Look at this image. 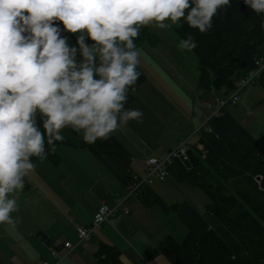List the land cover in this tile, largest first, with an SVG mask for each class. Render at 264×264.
Instances as JSON below:
<instances>
[{
  "label": "clouds",
  "instance_id": "clouds-1",
  "mask_svg": "<svg viewBox=\"0 0 264 264\" xmlns=\"http://www.w3.org/2000/svg\"><path fill=\"white\" fill-rule=\"evenodd\" d=\"M232 4L0 0V224L14 222L18 205L12 194L25 188L35 169L31 158L44 160L54 153L64 129L71 128L92 145L129 121L142 120L141 110L126 108L129 90L141 77L134 41L142 27L167 29L182 22L207 33L219 12ZM244 4L262 18L264 27V0ZM65 32L76 34L74 44ZM178 47L191 51L197 42L189 34Z\"/></svg>",
  "mask_w": 264,
  "mask_h": 264
},
{
  "label": "trees",
  "instance_id": "trees-1",
  "mask_svg": "<svg viewBox=\"0 0 264 264\" xmlns=\"http://www.w3.org/2000/svg\"><path fill=\"white\" fill-rule=\"evenodd\" d=\"M58 23L62 27V22ZM174 32L180 39L193 36L197 47L192 50L199 62L197 86L204 92L222 94L218 97L231 94L235 82L255 69L258 59H264L262 18L241 0H233L230 8L222 9L207 33L182 22L175 24ZM64 34L75 43L76 34ZM157 39L144 26L134 43L137 49L144 43L153 45ZM87 42L93 43L90 39ZM138 70L141 77L129 90L126 106L146 80ZM258 82L264 87V70ZM206 128L197 131L198 142L187 150L186 157L174 158L167 167L175 180L188 182L206 195L209 203L204 212L185 200L167 204L143 183L135 189L136 198L146 208L157 205L163 212L175 213L187 227L182 241L167 235L158 243L172 264H264V146L224 107L207 120ZM67 129L73 138L62 133L64 140L55 142V147L70 145L90 151L128 190L140 180L131 167L130 152L114 134L90 145L81 134ZM46 159L54 166L61 162L56 151ZM38 235L45 238L41 231ZM92 256L97 264H124L118 248L104 241H99Z\"/></svg>",
  "mask_w": 264,
  "mask_h": 264
},
{
  "label": "rangeland",
  "instance_id": "rangeland-1",
  "mask_svg": "<svg viewBox=\"0 0 264 264\" xmlns=\"http://www.w3.org/2000/svg\"><path fill=\"white\" fill-rule=\"evenodd\" d=\"M166 23L170 22L166 21ZM145 27L149 28L158 39L153 45L144 43L137 48L140 54L138 67L143 71L146 80L133 93L132 102L126 106L129 109L141 110L143 118L140 122L129 121L127 125L121 126L114 132V135L128 151H131L135 158L133 159L138 163L144 162L138 151L139 148L145 146L154 152L155 158H161L169 150H174L178 146L179 143L177 144L176 139L181 135H183L181 138H184L182 141H186V146L192 147L198 142L197 131L205 121V115L217 106L214 96L216 93L214 91L204 92L197 86L199 77L198 57L193 50H182L178 47L181 39L174 32L175 24L167 29H158L154 26ZM240 95L241 100L237 104L226 105L224 108L232 113L249 133L264 146V87L260 82L255 85H248L241 90ZM63 133L73 138L67 128L63 130ZM61 147L63 146H56L58 154L62 153ZM80 152H84L93 160H97L88 150ZM148 157L151 155H148L146 159ZM31 160L35 169L26 177L29 187L27 188L25 185V188L20 191L25 198L13 197L17 201L18 211L12 214L14 222L10 225L22 230L26 240L34 247L37 231L42 230L47 234L48 232H61L64 230V226L70 223L68 219L72 202L65 191H62L61 188L58 189L57 180H52L55 174L43 176L45 178L40 177L42 169L39 164L42 161L48 163L47 159L41 160L37 157ZM146 169L147 166L144 173ZM54 171L56 172V168ZM137 171L140 172L141 169ZM74 174L78 178L79 173ZM256 180L259 181L260 177L257 176ZM79 181L82 182V180ZM153 181L154 179L151 182ZM155 181L154 184H150L151 188L156 184L170 185L165 190H159L163 193V199L166 201L177 199V201L182 202L185 199L200 213L204 212L205 205L209 203L206 195L198 187L188 182H178L170 175L166 179ZM70 183L71 196L76 202H79L80 195L72 190L73 184L78 183L77 179L71 180ZM173 183L178 184L177 188ZM177 193L181 194L183 198H178ZM88 195L91 194L88 193ZM87 199L88 201L91 200L89 197ZM19 211L21 216L17 214ZM70 213L72 215L71 211ZM173 216L186 229L184 235L175 233L180 239L179 241H182L186 236L187 227L175 213ZM110 223H104L91 239L83 241L78 247H84L86 251H92L91 254H93L99 241L104 239L101 234H104L105 226H108L110 232H114V237L117 236L126 243L130 242ZM8 233L9 231L5 230L4 232L0 229L2 237V239L0 238V264L28 263L24 260L27 249L24 246V241L21 246L19 244L12 245ZM31 234L34 235L33 238L29 237ZM65 238L69 239L72 244L77 243L76 232L73 229L71 232L64 233L60 239L58 238L57 240H60L58 244L62 243ZM37 247V249H41V252L37 253L39 256L52 264L56 263V259L50 256V246L47 247L42 244V247ZM18 249H21L23 255H16ZM76 251L77 248L73 254H67L60 264H79L74 257L77 254ZM64 254L61 252V255ZM31 257L34 258V252L31 253ZM164 260L166 264L171 262L168 258Z\"/></svg>",
  "mask_w": 264,
  "mask_h": 264
},
{
  "label": "crops",
  "instance_id": "crops-1",
  "mask_svg": "<svg viewBox=\"0 0 264 264\" xmlns=\"http://www.w3.org/2000/svg\"><path fill=\"white\" fill-rule=\"evenodd\" d=\"M221 95L222 94H216L214 96L218 97ZM211 113L212 111H210L209 114H206L205 118L209 117ZM182 136L183 135L177 137V144L180 141L184 140V138H181ZM59 146H63L61 147L62 153H59L61 162L58 165L54 166L49 161L48 163L42 161L39 164L40 168L42 169L40 177L48 175L53 176L55 174L52 180H57L56 185L58 189L60 190L61 188L62 191H65L66 195L72 202V208H70L72 215L69 211L68 219L70 223L64 226V230L61 232H48L47 234L44 231L39 230L44 234V239L39 237V231H37L35 233L36 240H34V247L26 240L22 230L11 226L9 223H3L0 225V229L2 231H9L8 238L12 241V245L19 244V246H21L22 242L24 241V246L25 248H27L24 254L26 258L24 260L28 262L25 264H37L39 261H47L42 256H39L37 254L38 252H41V249H37V246L42 247V244H45L47 247L50 246V256L52 258L53 256L51 253V249L56 248L55 250L58 252V255L61 257H65L67 254H73L75 249L77 248V254L74 257L78 260L79 264H97L96 260L91 254L92 251L88 252L84 249V247H78L82 243H78V239L76 244H72V242L67 238H65L62 243L58 244L60 240L57 239H60V237L64 233L71 232V229L76 232L77 226L89 225L93 219L94 214L96 213L98 206L101 203H106L110 206H113L117 203L118 200H123V205L125 206L126 210L119 211L114 214L113 217H111V223H108L114 225L115 228L118 229L125 237V239L130 240V242L126 243L119 237H114V232H110L108 226L104 227V234H101L104 239L100 241L113 244L115 247H117L120 251V259L124 264H166L164 259H167V257L158 249L159 241L167 235H171L179 241L180 239L175 235V233L177 232L181 235H184L186 232V229L182 226V224H180L174 218V213L163 212L162 209L157 205L146 208L136 198V195L129 194L128 190L124 186H122L121 183L114 177V175L109 170H107L98 160H93L90 156H88V154L80 152L86 149H81L70 145ZM138 151L141 157L144 159V162H135V158L132 156L131 151H129L132 159L131 167L138 176H143L146 167V157L148 155H156L145 146L139 148ZM54 168H56V172L54 171ZM140 169L141 171L138 172L137 170ZM74 173H79L78 178ZM76 179L78 183L73 184L72 190L74 193L77 192V195H80L79 202H76L72 198L70 192V181ZM79 180H82V182H80ZM173 184L175 188H177L178 184ZM169 186L170 185L164 186V184H156L152 189H154L155 192L163 199V193L159 190H165L166 188H169ZM26 187H29L28 183ZM88 193H90L91 195H88ZM12 196L15 198L24 197L23 195H21L20 191L13 193ZM177 196L180 199L183 198L181 194L177 193ZM88 197L91 198L90 201H88ZM164 202L167 204H172L179 201H177V199H172L171 201L164 200ZM17 214L21 216L20 211ZM29 237L33 238L34 235L31 234ZM0 238L2 239L1 234ZM65 241L70 242L73 246V249L69 253H67L68 251H66L69 249L64 248L62 245ZM32 252H34V258L31 257ZM61 252H64L65 254L61 255ZM16 255H23L21 249L17 250ZM62 259L58 264H60L64 260Z\"/></svg>",
  "mask_w": 264,
  "mask_h": 264
},
{
  "label": "built area",
  "instance_id": "built-area-1",
  "mask_svg": "<svg viewBox=\"0 0 264 264\" xmlns=\"http://www.w3.org/2000/svg\"><path fill=\"white\" fill-rule=\"evenodd\" d=\"M262 69H264V59L260 58L256 61L255 69L249 71L244 77L238 79L235 82V90L231 94L225 97L215 98V102L217 106L212 111L211 116L218 115L222 107H225L226 105L229 104L237 103L240 99L239 93L241 92V90L248 85H254L258 82ZM205 123L206 122L202 124V127L205 126ZM187 150L188 147L186 146V141H182L179 142L178 146L174 150H169L161 158H155L154 156L148 157L145 161V164L147 166L145 175L143 177H140V180H138L137 184H135L128 190V193L131 195L135 194L136 193L135 189L141 183L147 184L151 182L152 179H156V180L165 179V177L168 175L167 167L171 163V161L174 158H185ZM134 177L137 178L136 175ZM125 210L126 208L123 205V200H118L117 203L113 206H110L106 203H101L98 206L96 213L94 214L93 219L89 225L76 227V235H77L78 243L91 239L93 234L96 231L100 230L104 223L110 222L111 217H113L114 214H116L119 211H125ZM63 247L69 249L67 253H69L73 249L71 243L67 241L63 243ZM51 253L53 258L56 259L55 264H57V262L64 257V256L63 257L59 256L58 252L55 249H51ZM37 264H52V263H49L48 261H39Z\"/></svg>",
  "mask_w": 264,
  "mask_h": 264
},
{
  "label": "bare ground",
  "instance_id": "bare-ground-1",
  "mask_svg": "<svg viewBox=\"0 0 264 264\" xmlns=\"http://www.w3.org/2000/svg\"><path fill=\"white\" fill-rule=\"evenodd\" d=\"M234 87H235V85H234ZM235 104H237V103H235ZM234 105V104H233ZM51 255V254H50Z\"/></svg>",
  "mask_w": 264,
  "mask_h": 264
},
{
  "label": "water",
  "instance_id": "water-1",
  "mask_svg": "<svg viewBox=\"0 0 264 264\" xmlns=\"http://www.w3.org/2000/svg\"><path fill=\"white\" fill-rule=\"evenodd\" d=\"M241 1H243L244 2V0H241ZM258 179V178H257Z\"/></svg>",
  "mask_w": 264,
  "mask_h": 264
}]
</instances>
